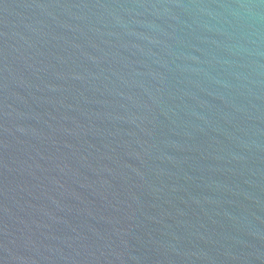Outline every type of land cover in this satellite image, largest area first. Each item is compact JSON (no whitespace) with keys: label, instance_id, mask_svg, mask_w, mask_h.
Returning <instances> with one entry per match:
<instances>
[{"label":"water","instance_id":"water-1","mask_svg":"<svg viewBox=\"0 0 264 264\" xmlns=\"http://www.w3.org/2000/svg\"><path fill=\"white\" fill-rule=\"evenodd\" d=\"M0 264H264V0H0Z\"/></svg>","mask_w":264,"mask_h":264}]
</instances>
